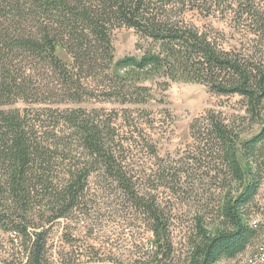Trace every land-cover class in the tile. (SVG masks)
I'll return each instance as SVG.
<instances>
[{
    "label": "trees",
    "instance_id": "trees-1",
    "mask_svg": "<svg viewBox=\"0 0 264 264\" xmlns=\"http://www.w3.org/2000/svg\"><path fill=\"white\" fill-rule=\"evenodd\" d=\"M220 2L0 0V228L21 239L26 264H52L48 229L75 213L86 217L92 182L124 203V210L135 208L143 216L157 259L140 264H167L174 244L160 190L179 192L176 185L186 167L178 169L177 160L163 162L159 156L141 121L146 118L156 129L150 111L52 105L81 104L88 96L98 98L96 91L108 101L130 105L153 98L148 86L133 79L122 83L111 73L114 65L113 70L129 71L131 78L154 72L170 80L202 82L221 95H241L248 114H254L264 102V69L224 49L211 32L185 18L191 10L211 12ZM121 26L136 29L152 47L141 57L115 61L112 34ZM104 78L110 83H97ZM20 101L27 106H14ZM190 129L189 160L208 162L220 186L226 173L240 184L248 179L220 207L225 227L213 233L198 218L189 264H216L246 251L258 235L249 226L246 205L260 184L255 165L260 166L264 151V125L260 133L239 141L219 113L208 111Z\"/></svg>",
    "mask_w": 264,
    "mask_h": 264
},
{
    "label": "rangeland",
    "instance_id": "rangeland-1",
    "mask_svg": "<svg viewBox=\"0 0 264 264\" xmlns=\"http://www.w3.org/2000/svg\"><path fill=\"white\" fill-rule=\"evenodd\" d=\"M220 1L211 12L198 9L188 11L185 15L187 22L201 30H208L224 49L249 57L256 67L264 69V0ZM112 39L115 61L126 56L141 57L153 45L150 39L143 38L136 29L128 26L115 28ZM113 67L114 65L111 73L122 78V83H129L133 79V83L148 86L153 98L146 104L130 105L115 100L108 101L102 92L96 91L98 98L88 96L81 104L52 106L89 109L105 107L108 110L132 108L137 114V109L150 111V117L155 119L156 129L149 127L146 118L141 121L143 128L155 139L159 156L165 160L163 162L175 163L177 160L178 169L186 167V173L176 185L179 192L166 187L160 190L162 204L171 215L170 229L174 244L173 254L170 258H165V262L189 264L193 241L198 239V218L201 217L204 226L213 233L216 229L225 227L220 208L225 197L229 193L237 195L248 182L247 179L240 184L226 173V180L220 186L213 178L216 173L208 162L189 160L187 157L191 155L190 145L193 142L190 125L194 119L206 115L208 111H215L234 128L239 141H244L262 130L264 102L254 114H248L247 100L241 95H221L202 82L170 80L167 76L154 72L133 73L131 78L127 74L129 71L117 73ZM52 77L56 79L55 75ZM97 83L106 84L110 80L104 78ZM14 106L24 108L27 105L20 101ZM262 153L258 158L260 166L255 165L259 188L254 199L246 205L248 220H251L254 210L264 207V151ZM224 177L221 176L222 179ZM98 181L100 182L99 179ZM92 183V195L86 205L88 211L85 210L88 213L86 217L75 213L71 219L52 222L53 225L48 229L49 260L52 264H140L146 259H157L152 243L154 236L143 221V216L135 208L124 210L126 205L110 196V191L101 189L95 185L96 182ZM44 225L46 228L50 224L45 222ZM259 238L257 235L246 251L237 257L222 258L216 264H239L254 251ZM23 246L16 233L0 228V264H26V250ZM58 251L63 252L66 257L62 258L56 253ZM158 257L160 259L162 255Z\"/></svg>",
    "mask_w": 264,
    "mask_h": 264
},
{
    "label": "built area",
    "instance_id": "built-area-1",
    "mask_svg": "<svg viewBox=\"0 0 264 264\" xmlns=\"http://www.w3.org/2000/svg\"><path fill=\"white\" fill-rule=\"evenodd\" d=\"M253 229L260 236L254 251L248 254L239 264H264V207L258 208L251 213Z\"/></svg>",
    "mask_w": 264,
    "mask_h": 264
},
{
    "label": "bare ground",
    "instance_id": "bare-ground-1",
    "mask_svg": "<svg viewBox=\"0 0 264 264\" xmlns=\"http://www.w3.org/2000/svg\"><path fill=\"white\" fill-rule=\"evenodd\" d=\"M249 226L253 229V220H249Z\"/></svg>",
    "mask_w": 264,
    "mask_h": 264
}]
</instances>
